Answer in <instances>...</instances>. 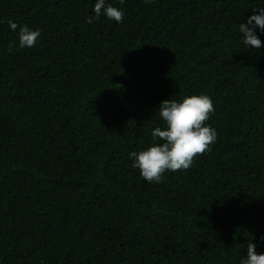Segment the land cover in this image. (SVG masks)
<instances>
[{
	"label": "trees",
	"instance_id": "trees-1",
	"mask_svg": "<svg viewBox=\"0 0 264 264\" xmlns=\"http://www.w3.org/2000/svg\"><path fill=\"white\" fill-rule=\"evenodd\" d=\"M0 0V264H240L264 254V0ZM12 20L41 36L20 48ZM9 43L13 49L8 50ZM207 95L188 170L142 179L163 100ZM158 142V141H157Z\"/></svg>",
	"mask_w": 264,
	"mask_h": 264
},
{
	"label": "clouds",
	"instance_id": "clouds-1",
	"mask_svg": "<svg viewBox=\"0 0 264 264\" xmlns=\"http://www.w3.org/2000/svg\"><path fill=\"white\" fill-rule=\"evenodd\" d=\"M151 0H145L150 3ZM123 4L124 0H120ZM252 16L246 23L239 24L242 42L246 48L258 50L262 46L260 38L255 33L257 26L264 32V7L254 8ZM94 16H89L86 23L99 20L101 15L117 23L122 22L124 13L119 8L106 4V0H96L93 7ZM9 28L17 32L20 48L34 47L40 36L39 29L31 30L26 25L20 26L12 20L7 21ZM13 44L9 43L11 52ZM158 116L163 121L162 127L151 131L153 143L139 152L129 154L131 167L139 170L140 177L149 183L159 184L166 172L188 170L198 156L211 150V145L217 141L215 128L206 123L214 114V105L207 95L186 96L182 101L175 99L163 100L158 106ZM158 141V142H157ZM264 240V235L260 237ZM256 245L251 241L247 245V257L240 264H264V254L255 251Z\"/></svg>",
	"mask_w": 264,
	"mask_h": 264
}]
</instances>
